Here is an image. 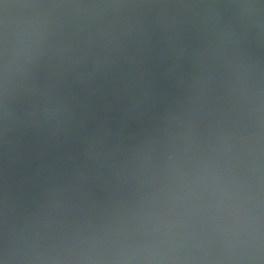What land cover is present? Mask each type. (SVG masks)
Masks as SVG:
<instances>
[{
    "label": "clouds",
    "instance_id": "1",
    "mask_svg": "<svg viewBox=\"0 0 264 264\" xmlns=\"http://www.w3.org/2000/svg\"><path fill=\"white\" fill-rule=\"evenodd\" d=\"M0 264H264V0H0Z\"/></svg>",
    "mask_w": 264,
    "mask_h": 264
}]
</instances>
